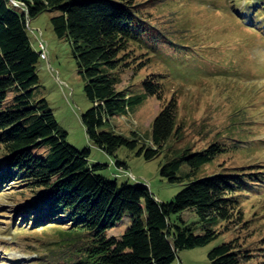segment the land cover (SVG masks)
I'll return each instance as SVG.
<instances>
[{"label": "trees", "instance_id": "trees-1", "mask_svg": "<svg viewBox=\"0 0 264 264\" xmlns=\"http://www.w3.org/2000/svg\"><path fill=\"white\" fill-rule=\"evenodd\" d=\"M256 7L264 17V0L249 2V10ZM47 11L57 13L54 30L71 42L86 80L92 107L82 120L89 139L115 156L119 168L127 167L117 156L122 147L151 160L170 152L171 140L183 138L176 100L155 117L152 145L143 144L135 132L129 137L106 128L112 117L128 115L145 97H161L164 91V83L151 77L142 81L144 92L119 88L131 67L133 46L159 51L160 44L169 43L176 46L173 58L181 59L191 58L193 51L163 42L135 0H0V187L9 182L26 185L24 211L35 215L31 220L67 226L61 239L78 255L49 256L48 264H175L180 251L216 240L219 227L241 213L245 192L264 188V167L205 173L226 151L220 142L204 149L188 146L170 157L166 152L161 175L185 184L168 202L158 201L146 184L105 176L101 170L108 165L90 163V148L80 150L69 143L48 100L39 96L41 48L32 45L29 21ZM185 211L199 221L187 222ZM126 216L131 219L127 230L121 236L110 234ZM208 257L211 264H243L252 256L234 238L215 246Z\"/></svg>", "mask_w": 264, "mask_h": 264}, {"label": "rangeland", "instance_id": "rangeland-1", "mask_svg": "<svg viewBox=\"0 0 264 264\" xmlns=\"http://www.w3.org/2000/svg\"><path fill=\"white\" fill-rule=\"evenodd\" d=\"M135 1L153 29L164 36L163 42L187 45L193 55L173 58L176 46L169 43L160 44L159 51L134 45L131 67L123 74L119 88L131 86L135 93L144 92L142 81L151 77L164 83V91L161 97H145L128 115L112 117L106 128L129 137L135 132L143 144L152 145L155 117L176 100L183 138L171 140V151L167 149L151 160L122 147L117 156L127 167L119 168L115 156L89 139L82 120L83 113L92 107L85 93L86 80L71 42L54 30L52 18L57 13L47 11L29 21L33 47L40 51L37 37L42 32L49 50V58L38 63L37 90L68 132V142L80 150L90 148V163L108 165L101 170L108 178L146 184L160 202L173 200L185 187L161 175L166 152L170 157L188 146L204 149L220 142L226 151L205 167V173L244 171L253 164L264 167V17L257 15V7L248 9L251 0ZM25 186L9 182L0 187V264H48L49 256L77 257L72 256L78 255L71 252L74 247L67 249L61 239L67 226L40 225L31 220L35 215L24 211L29 196ZM245 194L235 221L223 223L220 236L210 244L180 251L175 264H211L209 252L234 238L250 250L252 257L243 264H264V188ZM183 217L189 223L199 221L189 211ZM130 225L126 216L110 234L121 236Z\"/></svg>", "mask_w": 264, "mask_h": 264}, {"label": "built area", "instance_id": "built-area-1", "mask_svg": "<svg viewBox=\"0 0 264 264\" xmlns=\"http://www.w3.org/2000/svg\"><path fill=\"white\" fill-rule=\"evenodd\" d=\"M38 43L42 44V59H48L49 58V50H48V43L43 38V33H39L37 37Z\"/></svg>", "mask_w": 264, "mask_h": 264}, {"label": "bare ground", "instance_id": "bare-ground-1", "mask_svg": "<svg viewBox=\"0 0 264 264\" xmlns=\"http://www.w3.org/2000/svg\"><path fill=\"white\" fill-rule=\"evenodd\" d=\"M39 45H40V48H41L40 54H41V57H42V44L39 43Z\"/></svg>", "mask_w": 264, "mask_h": 264}]
</instances>
